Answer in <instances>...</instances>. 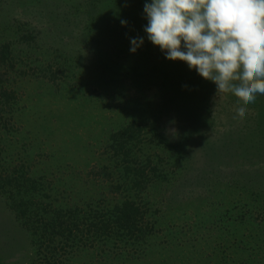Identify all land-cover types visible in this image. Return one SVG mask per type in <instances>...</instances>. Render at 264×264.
Instances as JSON below:
<instances>
[{"label": "rangeland", "instance_id": "1", "mask_svg": "<svg viewBox=\"0 0 264 264\" xmlns=\"http://www.w3.org/2000/svg\"><path fill=\"white\" fill-rule=\"evenodd\" d=\"M144 3L0 0V184L31 224L0 188V264H31L27 228L53 216L69 264H264V95L234 119L235 96L148 41ZM126 200L143 236L104 252L92 223Z\"/></svg>", "mask_w": 264, "mask_h": 264}, {"label": "clouds", "instance_id": "2", "mask_svg": "<svg viewBox=\"0 0 264 264\" xmlns=\"http://www.w3.org/2000/svg\"><path fill=\"white\" fill-rule=\"evenodd\" d=\"M143 11L148 41L213 82L217 94L235 96L234 119H245L264 95V0H145ZM129 39L131 53L144 43Z\"/></svg>", "mask_w": 264, "mask_h": 264}, {"label": "trees", "instance_id": "3", "mask_svg": "<svg viewBox=\"0 0 264 264\" xmlns=\"http://www.w3.org/2000/svg\"><path fill=\"white\" fill-rule=\"evenodd\" d=\"M184 76L187 82H189V80L192 81L195 78L196 74L193 75L190 72H187V74L185 73ZM177 150V158L181 157L183 159L184 157L186 159L189 156V154L184 151L183 148L182 150ZM124 155L126 156V153H124ZM131 171L134 172L132 169ZM4 175L5 176L2 180V183L0 184L1 192L7 193V198L9 199V202H11V207L16 211H19L17 212V214L19 219L22 221V224L25 226L26 224L31 226L30 222L28 221L30 216L26 217L27 209L23 208V203L26 202L25 199L27 198L26 192H23L20 189H15L12 191V182L14 180H18L16 179V177H14L13 180V177L6 176V174ZM143 175L144 171L142 170V176ZM26 180L30 179L28 178ZM24 181L25 180H23L22 183H24ZM111 210L112 211L110 212L111 214L108 217V220H105L103 222H94L92 223L93 225L90 229V231L93 230V240L96 241L98 247L104 252H110V248L112 246H115L118 237H120L119 241L120 243H122V240L125 238L139 240L142 238L141 236H143V232H141V228H139L138 226L139 222L137 219V209L134 207V204L132 202L126 200L123 201L120 205L115 204L113 205V208ZM40 211L41 210L39 209V213ZM52 220L55 223L56 217L53 216ZM40 221V223L36 224L35 226L33 224L32 227H26L27 229L31 230L32 244L35 246V259H33L31 264H69V262H67L69 259L62 260V256L57 255L56 247H54L53 245H56L55 239L57 237H60L62 241L59 243V248L60 250H65L68 245V241L76 239L77 237L75 234H72L73 230H67L65 227H62V224L53 223L51 225H48L43 222V218ZM56 227L61 228L59 232H53V229ZM65 232L67 233L66 235ZM137 232L139 233L138 235ZM44 244H46V249H43ZM76 246L75 250L77 253L80 251V249H83V246Z\"/></svg>", "mask_w": 264, "mask_h": 264}]
</instances>
